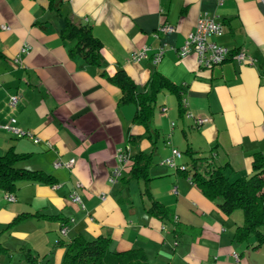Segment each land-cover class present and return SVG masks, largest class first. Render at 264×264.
Returning a JSON list of instances; mask_svg holds the SVG:
<instances>
[{
    "label": "crops",
    "instance_id": "crops-1",
    "mask_svg": "<svg viewBox=\"0 0 264 264\" xmlns=\"http://www.w3.org/2000/svg\"><path fill=\"white\" fill-rule=\"evenodd\" d=\"M203 14L223 26L209 40L243 50L253 64L229 58L205 69L194 53L179 56ZM67 20L89 26L100 40L99 65L69 54L74 42L61 33ZM163 24L174 31H159ZM143 48L146 57L133 60ZM119 68L139 90L149 91L158 75L178 94L161 89L147 124L135 123L136 105L120 102V89L101 74ZM11 117L25 134L0 129V155L23 154L20 167L51 180L0 188V264H61L76 236H105L110 250L138 249L150 264H264V243L234 238L243 212L225 213L182 172L192 162L186 151L222 167L230 180L248 176L254 154L264 155L260 0H0V123ZM172 148L181 152L176 168L161 163ZM138 151L152 155L148 180L131 173L129 157ZM119 152L128 159L120 162ZM72 158L71 167L54 166ZM116 167L120 175L110 182ZM76 182L81 204L69 198ZM153 200L164 213L150 211Z\"/></svg>",
    "mask_w": 264,
    "mask_h": 264
},
{
    "label": "trees",
    "instance_id": "trees-1",
    "mask_svg": "<svg viewBox=\"0 0 264 264\" xmlns=\"http://www.w3.org/2000/svg\"><path fill=\"white\" fill-rule=\"evenodd\" d=\"M62 37L74 42L69 54L80 55L85 62L99 65L102 60L101 42L87 25L74 24L67 20L61 30ZM110 83L121 91L120 102H132L136 105L133 115L135 123L146 125L150 118L157 92L165 88L178 94L177 87L161 76L154 75L150 80V90H139L132 79L122 68L112 75L101 71ZM178 96V95H177ZM180 106V105H179ZM192 157L189 170H182L190 181L210 200H218V206L225 213L235 209L243 212V224L236 227L234 238L237 241L246 240L254 235V246L264 243V155L255 153L252 160V170L248 176L230 180L222 167L213 166L207 158L193 157V152L186 151ZM152 155L138 151L131 155V173L135 178L148 180L147 168ZM24 158L13 150L0 155V188L11 191L17 181H50L51 177L42 171H32L20 167L19 161ZM150 211L156 214L164 213V207L157 201L151 202ZM3 247L0 245V254ZM61 264H150L143 252L138 249L113 251L109 249V238L99 236L85 239L76 236L65 244Z\"/></svg>",
    "mask_w": 264,
    "mask_h": 264
},
{
    "label": "built area",
    "instance_id": "built-area-1",
    "mask_svg": "<svg viewBox=\"0 0 264 264\" xmlns=\"http://www.w3.org/2000/svg\"><path fill=\"white\" fill-rule=\"evenodd\" d=\"M218 3H222L224 0H216ZM264 3V0H260ZM3 29H7L6 26H2ZM159 31L163 33H171L174 31V27L169 24H163L158 28ZM223 33V26L219 21H217L213 16L208 14L200 15L197 19L195 27L190 31L185 38L183 44L178 49L179 56H185L189 53H194L197 58V63L200 67L205 69H210L215 65L221 64L226 59H234L239 63L253 64V59L249 57L243 50L232 51L231 49L218 45L217 43L210 41L209 38L212 36H219ZM25 48L24 50H26ZM162 49H159L155 54H153V62H158L162 56ZM146 57V48H143L139 51L132 53L133 60H139ZM18 97L16 95L10 96L9 104L15 106ZM161 111H166L165 107L161 108ZM207 121V118H197V123H202ZM15 118L11 117L6 122L0 123V129H3L8 132H12L17 136H23V133L15 125ZM173 125V123H171ZM36 141V140H35ZM181 156V152L176 148L171 149V155L166 159L162 160V164H165L169 167L176 168L175 159ZM118 160L123 162L128 159V156L124 152H119L117 154ZM74 162V159H69L67 162L63 163L61 161L54 162L55 167L66 166L71 167ZM120 175V168L116 167L112 174L109 176V181H116L117 177ZM81 187L79 182L74 184L73 189L69 193V198L73 202L81 204L79 195L77 193L78 189ZM9 200H13L12 195H8ZM62 232H65V228L62 229ZM235 257H237L235 255Z\"/></svg>",
    "mask_w": 264,
    "mask_h": 264
},
{
    "label": "rangeland",
    "instance_id": "rangeland-1",
    "mask_svg": "<svg viewBox=\"0 0 264 264\" xmlns=\"http://www.w3.org/2000/svg\"><path fill=\"white\" fill-rule=\"evenodd\" d=\"M180 121H181V120H180L179 118H177V120H174V122L177 124L176 129L178 128V126H181V124H180L181 122H180ZM161 142H162V141H161V138H160V143H158V145H157L158 148H159L160 146H162V145H161ZM179 149H180V150H184L183 148H180V147H179ZM177 150H178V149H177ZM170 155H171V153H170L167 157H169ZM182 156H183V158H182L183 160H187L188 163L190 162L188 155H186L185 153H182ZM167 157H164L163 160L166 159ZM179 159H180V158H176V161H175V162L177 163V161H179ZM156 160H157V159H156ZM232 180H233V179H232Z\"/></svg>",
    "mask_w": 264,
    "mask_h": 264
}]
</instances>
